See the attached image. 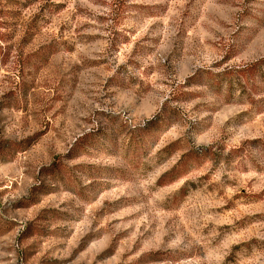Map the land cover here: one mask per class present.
I'll return each mask as SVG.
<instances>
[{
	"label": "rangeland",
	"instance_id": "rangeland-1",
	"mask_svg": "<svg viewBox=\"0 0 264 264\" xmlns=\"http://www.w3.org/2000/svg\"><path fill=\"white\" fill-rule=\"evenodd\" d=\"M0 264H264V0H0Z\"/></svg>",
	"mask_w": 264,
	"mask_h": 264
}]
</instances>
